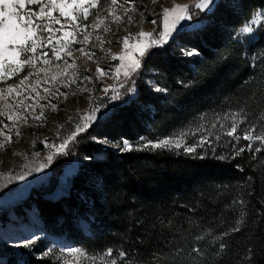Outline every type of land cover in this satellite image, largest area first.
Segmentation results:
<instances>
[{"label":"trees","instance_id":"trees-1","mask_svg":"<svg viewBox=\"0 0 264 264\" xmlns=\"http://www.w3.org/2000/svg\"><path fill=\"white\" fill-rule=\"evenodd\" d=\"M258 11L255 33L241 35ZM188 14L199 26L185 24L152 49L135 96L123 88L109 115L61 154L86 159L65 193L51 197L65 173L60 163L12 208L25 220L35 208L50 239L0 244V264H59L41 256L53 239L106 264H264V143L243 139L249 129L264 135V0H218L212 11L193 5ZM233 123L239 140L226 134ZM179 133L200 136L203 147L119 153L97 145L136 147Z\"/></svg>","mask_w":264,"mask_h":264},{"label":"rangeland","instance_id":"rangeland-1","mask_svg":"<svg viewBox=\"0 0 264 264\" xmlns=\"http://www.w3.org/2000/svg\"><path fill=\"white\" fill-rule=\"evenodd\" d=\"M217 1L218 0H213V2L208 5V8L203 9V11H212ZM43 2L47 3L48 0H43ZM198 2L199 0H156L155 3L153 0H127V2L126 0H119V4L123 5V7L117 6L113 15H121L123 20L122 22L110 23L113 17L109 18L105 21V25L109 26L111 31L105 32V25H101L99 30L95 31L91 27L95 15L105 17L108 14L105 9L109 7V0H100V4L97 8L90 9L88 20L82 21V23L90 25L88 31L92 33L90 36L91 43L86 46V50L91 49L95 52V59L88 60L87 57L80 56L78 52H73L74 57H79L76 59L75 63L80 66L72 77L75 83H71L70 87H63L61 85V81H67L68 77L58 74L63 71L64 66L62 61H57L53 57L50 50L52 45L45 46L42 49L38 47L36 53V55H39L41 51L48 52V57L46 58L51 61L49 65L43 64L44 58L36 60L35 56H33L34 63L32 66H26L23 71L11 75L6 82L0 81V88H6L9 84H19L20 80L23 79L25 75H29V79L25 80L24 84L17 88L7 99L0 96V113H3V115H0V130L12 137V142L10 144H5L4 148H0V244L4 243L18 246L27 239L31 240L32 243L40 239H50L45 232L41 220L38 218V213L35 208L26 211V220L21 217L19 218L12 208L27 199L34 188L47 184L52 176L54 166L60 163L63 165L67 163L64 166L65 173L61 179V186L64 185V188L60 186L51 197H58L65 193L70 178L76 173L79 165L86 161L85 158H79L72 159L69 162L68 159L65 160L61 156V154L67 151L70 142L75 138L69 139L75 133L77 126H84L86 124L85 117L92 114L93 108L99 109V111L94 114V120L85 127L84 131L79 133L89 130L92 125L105 119L111 111V106L121 99L123 88H128L127 94L130 98H133L136 94L133 83L138 75L144 57L148 56L152 49L168 42L183 25L192 24L190 19L180 20L176 23L175 29L172 30L168 36L163 38L162 43H159L161 40L159 34L165 31L162 9L164 7L172 8L174 3L181 5L188 4V13H190L191 7ZM133 4L135 10L128 12V16L131 17V23H129L128 16H123V13L125 9H132ZM39 7L40 5H29L27 4V0H25V9L18 10L24 12L28 9L38 10ZM45 11H47V9H45ZM53 15L58 17L59 13L54 12ZM256 17H259L261 23L263 12H256L253 19L246 25L251 26L253 31H243L245 28L244 26L239 30L241 35L252 36L255 33L256 28L260 24H252V21ZM61 19L63 22V18ZM172 19L173 15L170 14L168 18L169 28H171ZM152 21H155V23H152ZM46 22L47 18L40 21V23ZM197 25L199 26L198 22H193L190 28ZM51 27L55 29L60 27V25L51 24ZM66 30L74 31V29L67 28ZM141 31L150 32L152 35L150 37H138L136 34ZM129 33L132 34V38L128 41V48H124L121 40L123 37L128 36ZM37 35L38 37H46L48 33L38 31ZM52 36V43L57 48L65 43V41H61L60 44L56 42V39L62 36V33L53 32ZM97 36H100L104 40L103 51L98 46L99 42ZM80 46L82 45H72L73 48ZM140 49L144 50L143 56L140 55ZM108 50H110V52ZM120 53L125 54V60L123 61L125 67L134 60L139 61V67L136 68L135 71H130L128 78H125L123 75L125 68H121L118 76L115 72L116 67L120 65L121 61L112 59L111 57L112 55ZM61 56H64V53H61ZM68 59L69 62H71V58ZM6 63L7 61H5V64ZM57 64H60L61 67L57 68ZM97 65L106 73H109V75L99 77ZM40 68H44L45 71L40 72ZM73 71V69H68V76H72ZM53 76H56L55 80H52ZM85 76H91L92 79H84ZM109 85L112 87L106 92L104 89ZM129 85H131V87H128ZM45 88L50 89L51 94L45 92ZM57 88L59 89V93H67V96L58 95L56 93ZM33 89H35V91H33ZM16 93H19V95ZM37 93H39V95H37ZM21 101L22 103H20ZM44 105L47 106L41 108V106ZM52 105L57 107L56 111L52 110ZM62 107L65 109V113L60 114V118L58 117L55 119L53 114H58ZM41 111H43L46 119H32V117L39 115ZM8 115H12V120L7 119ZM25 116L28 117L27 122L23 119ZM4 125L8 127L5 128ZM17 131L20 132L18 137L16 136ZM199 137L194 139L196 145L193 139L189 140L184 137L181 142L185 146L195 147L196 150L200 148L198 145L202 140ZM171 139L175 140L178 139V137ZM4 140L5 136L0 135V142ZM65 140H67L66 147L58 151L57 149ZM148 143L149 142H145L136 147L133 146V149L147 148L145 145ZM98 144L99 148L103 151L112 150L119 153L128 152L122 150L121 146L109 143L108 141L98 142L97 145ZM171 149L176 148L172 147ZM176 150L185 151V147ZM48 156H52L50 161L47 159ZM98 156L99 155L96 156V160H99ZM41 165H43V167H41ZM1 215L7 216L9 221L3 224ZM72 249H78L81 250L82 253H85L82 249L73 247L67 244V242L59 244L56 239H53L52 243L49 242L46 244L41 256L51 258L54 262L59 264H81L87 262L106 264V262L108 263L109 261L108 258L93 261L88 254L85 253L86 255H81L72 252Z\"/></svg>","mask_w":264,"mask_h":264},{"label":"snow or ice","instance_id":"snow-or-ice-1","mask_svg":"<svg viewBox=\"0 0 264 264\" xmlns=\"http://www.w3.org/2000/svg\"><path fill=\"white\" fill-rule=\"evenodd\" d=\"M127 2V0H126ZM155 3L156 0H153ZM213 0H199L198 3L194 5L196 8L200 9H206L208 8V5L211 4ZM27 4L29 5H40L38 10H32L28 9L27 11L21 12L19 10L25 9V0H0V81H7L11 77V75L16 74L17 72L23 71L26 66H32L34 63L33 56H35L36 60L43 59V64L49 65L51 61L47 59L48 52L41 51L39 55H36L37 49L43 48L48 45H52L51 52L53 57L57 61L63 62V71L61 73H58L60 75H65L68 77L67 81H61V85L63 87H70L71 83H75V80L72 78L75 75L76 70L79 69V65L75 63L76 59L79 57H74L73 52H78L80 56L87 57L88 60H94L95 59V52H93L91 49L86 50V46L91 43L90 36L92 33L88 31L89 24L82 23V21H87L88 17L90 15V9H95L100 4V0H48L47 3H44L43 0H27ZM87 5V6H85ZM123 7V5L119 4V0H109V7L105 9L109 13V16H112V20L110 23H117L122 22L123 17L121 15H113L115 12L116 7ZM19 9V10H18ZM47 9V11H45ZM131 10H135V6L133 4L132 9H125L123 16H128V12ZM189 5L188 4H175L172 8L164 7L162 9L164 23H165V31L160 33L159 36L161 40L159 43L163 42V38L168 36L172 30L175 29L176 23H178L180 20L190 19V15H188ZM58 12L59 16H54L53 13ZM79 14V15H78ZM173 15L172 19V25L171 28H169L168 24V18L169 15ZM45 18H47L46 23H40V21H43ZM63 18V22L62 19ZM109 17H101L99 15H95L93 17V23L91 24V27L93 30H99L101 25H105V21L108 20ZM128 22L131 23V17L128 16ZM152 23H155V21H152ZM260 23L259 17H256L252 24H258ZM51 24H57L60 25V27L53 29L51 27ZM67 29H74L73 30H66ZM39 32H46L48 33V36L46 37H38L37 33ZM104 31L108 32L111 31V28L107 25L104 26ZM245 32H252L253 28L251 26H245L243 29ZM53 32H60L62 33V36L58 37L56 39L57 44H60L61 41H65V43L61 44L59 48H57L55 45H53ZM138 37H150L152 33L150 32H139L136 34ZM132 38V34L129 33L128 36H125L122 38L121 43L124 48H128V41ZM97 40L99 42L98 46L103 51V44L104 40L97 36ZM72 45H82L80 47L73 48ZM110 52V50H108ZM61 53H64V56H61ZM188 55H194L195 52H189ZM140 55H144V50L140 49ZM71 58V62H69V59ZM112 59H118L121 61L120 65L116 67L115 72L117 76L120 74L121 68H125V71L123 72V75L125 78H128L130 75V71H135L136 68L139 67V61L134 60L132 63L128 64L127 67H125L123 61L125 60V54L120 53L117 55H112ZM5 61L7 63L5 64ZM57 68H60L61 65L57 64ZM68 69H73L72 76H68ZM40 72H44V68L39 69ZM97 73L99 77H104L109 75V73H106L102 68L97 65ZM29 79V75H25L23 79L20 80L19 84H9L6 88H0V96H3L5 99L8 98V96H11L13 92L16 91L17 88H19L21 85L24 84V81ZM56 76L52 77V80H55ZM84 79L91 80V76H85ZM112 86L109 85L104 90L107 92L109 88ZM159 90V89H158ZM35 91V89H33ZM45 92H48L51 94V90L48 88L44 89ZM56 93L58 95L67 96V93H59V89H56ZM19 95V93H16ZM39 95V93H37ZM22 103V101L20 102ZM47 105L41 106V108L45 107ZM52 110L56 111L57 107L55 105H52ZM99 111L98 108L92 109V114L85 117L86 124L84 126H77V129L72 137L69 139H73L76 134H78L81 131L85 130V127L88 126V124L94 120L95 112ZM0 115H3V113H0ZM12 115H8L7 119L12 120ZM46 119L44 117L43 111L40 112L39 115L32 117V119L40 120V119ZM24 121L27 122L28 117H23ZM15 126V125H14ZM5 128H7V125H4ZM255 129H249L244 133L243 139L245 140H260L262 143H264V135H257L253 137L252 132H254ZM236 132V124L233 123L231 128L227 131V135L233 136L234 139L239 140L241 137L235 135ZM0 135L5 136V140L0 142V148H4L5 144H10L12 142V137L8 135L7 133H4L2 130H0ZM20 135V132H16V136L18 137ZM187 135L186 133H179L177 134L178 139H171L166 138L163 140H160L158 142L152 143L149 142L145 145V147L153 148V149H171L172 147H175L176 149H179L181 147H185L186 152H194L195 147L193 146H185L182 144L183 137ZM219 137H217L218 139ZM204 140L202 139L200 144L198 146L203 147ZM67 140H65L57 149L58 151L64 149L66 147ZM122 150L131 151L133 150V146L129 144L127 141L123 142L121 145ZM248 148H251V145H248ZM245 151V148L241 147L237 151V155ZM259 151V149H257ZM200 159H203V156L198 157ZM218 159H224V157L219 156ZM49 161L52 159V156H48L47 158ZM43 167V165H41ZM238 230V229H236ZM28 243H32L31 240L28 241ZM72 252L79 253L81 255H86L85 253H82L81 250L78 249H72ZM48 254V253H46ZM108 255H111V250H109ZM123 255V254H121Z\"/></svg>","mask_w":264,"mask_h":264},{"label":"bare ground","instance_id":"bare-ground-1","mask_svg":"<svg viewBox=\"0 0 264 264\" xmlns=\"http://www.w3.org/2000/svg\"><path fill=\"white\" fill-rule=\"evenodd\" d=\"M107 16H108L109 18H112V16H109V13L107 14ZM64 108H65V106H64ZM64 108L62 107V109L59 111L58 114H56V113L53 114V116L55 117V119L58 118L60 114L65 113V109H64ZM59 118H60V117H59Z\"/></svg>","mask_w":264,"mask_h":264}]
</instances>
